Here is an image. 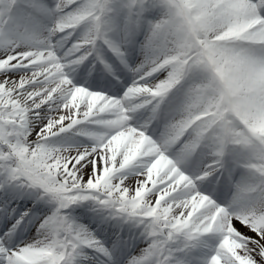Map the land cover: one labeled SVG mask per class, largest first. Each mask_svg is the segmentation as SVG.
Returning a JSON list of instances; mask_svg holds the SVG:
<instances>
[{
    "label": "bare ground",
    "instance_id": "6f19581e",
    "mask_svg": "<svg viewBox=\"0 0 264 264\" xmlns=\"http://www.w3.org/2000/svg\"><path fill=\"white\" fill-rule=\"evenodd\" d=\"M124 1V8L126 4L133 9L149 5L150 15L169 11L164 2L156 0ZM183 1L195 4L193 10L202 29L198 40L205 47L229 43L247 50L244 66L253 76L257 66L260 80L244 87L239 96L248 109L262 114L264 0ZM69 4L71 0H41L40 5L30 7V0H13L10 9L9 3L0 4V17L9 15L7 22L0 20V84L6 83V95L0 100V120L10 123L6 136L20 134L25 153H36L35 158L55 180L54 184L68 189L63 194L69 198L62 207L45 195L33 201L36 189L25 191L20 175L5 184L1 193L9 191L6 201L10 203L5 201L8 195L0 199V211L4 205L20 209L29 203L31 231L18 230L17 213L7 218L0 214V264H154V252L170 244L158 236V229L154 233L155 227L168 229L174 238L181 234L191 238L187 249H175L177 259L189 253L191 259L187 256L183 264H228L230 259L224 256L230 250L237 251L238 257L243 256L250 264H264V256L260 257L256 248H261V244L252 235L254 225L246 216L257 201L253 198L255 193L264 185L261 174L242 165L240 157L227 155V146H203L206 135L195 129L190 132L186 124L178 134L163 137L162 146L156 139L161 119H182L186 89L189 83L196 82L194 73L184 68L170 47L165 31L154 20L137 23L143 40L136 47L137 60L132 63L134 43L129 36L136 28L134 15L123 9L104 19L95 12L99 0H88L75 7L70 14L77 12L73 20H67L60 15V9ZM61 26L73 29L71 34L78 28L76 37L85 46L83 54L77 43L67 48L70 32L59 33ZM171 26L176 40L184 47L178 20L172 21ZM102 40L117 58L108 65L111 72L120 70V60L130 55L131 64L121 69L120 85L105 71L91 74L95 68L88 63L80 68L83 62L73 54L86 53L91 58L97 48V52L108 55L99 42ZM94 42L92 46L90 43ZM184 49L196 75L205 74L207 65L198 62L201 52L196 53L189 45ZM235 68L240 72V65L235 64ZM101 91L113 97H105ZM124 117L132 119L129 126H121ZM92 119H97L99 126H86ZM198 122L192 121L191 127L195 128ZM84 132L93 134L88 137L93 141L92 147L81 140ZM185 132L188 137L183 149L177 150L171 163L160 154L148 158L153 147L161 148V152L171 151L175 142L184 139ZM121 144L124 147L117 154ZM188 144L192 151L186 153ZM200 148L199 161L212 156L206 169V174H213L209 180L188 179L182 173L183 169L194 167ZM11 161L9 155L0 160V184L6 163ZM138 167L142 170L135 171ZM221 175L225 182L214 185ZM89 190L99 193L93 195H105V200L90 197ZM187 191H193L192 197L184 198ZM217 201H223L224 206L214 208ZM114 205L124 210L119 213ZM214 209L219 214L213 222H217L214 233H219L225 224L234 226L233 237H226L217 248L203 227L205 223L213 225L208 216ZM140 228L144 234L153 231V240L118 239L120 232L122 237ZM171 246L180 248V241H173ZM212 251L216 255L210 258Z\"/></svg>",
    "mask_w": 264,
    "mask_h": 264
},
{
    "label": "rangeland",
    "instance_id": "374dc122",
    "mask_svg": "<svg viewBox=\"0 0 264 264\" xmlns=\"http://www.w3.org/2000/svg\"><path fill=\"white\" fill-rule=\"evenodd\" d=\"M87 1L88 0H71V4L60 9V15L62 16V18H69L67 20H73V18H75V15H77V12L72 16H70V14L73 12L75 7L81 6ZM156 1L159 3L164 2V6L166 7V9H169V11L167 13L153 12L154 15H150L147 12V10L150 11L149 5H144L143 7L137 6L139 8L133 9L127 4L124 8V0H99V8L95 12H97L98 15L104 17V19L112 17L113 12H117V14L121 13L123 9H125L126 11L128 10V14L134 15V25H136V28L135 31L132 32L129 36V41H132L134 43V47H131V50L133 52V54L131 55L132 63L137 60V56H135L137 49L136 47L137 45L140 46L143 40V32H138L137 23L154 20L159 24L160 29L162 31H165V33L167 34L168 43L170 44V47H172V50H174L178 54L179 60L184 64V68L194 73L196 82L194 84L189 83L188 88L186 89V96L184 97L186 103L185 114L183 115V117H181L182 119H176L178 116L175 118L176 122H179L180 120L181 122L176 124L174 119V121H170L166 124L165 129H163V125H160L155 134L158 143L160 144V146H162L161 140L163 141V137L169 134H178L177 132L180 130L179 128L183 127V125L185 126L186 124V129L189 128L190 132L192 129H195V131L203 132V134L206 135L203 146L208 148H212L213 146H227L225 150L230 155L232 154L240 157L244 164L248 165L251 170L259 172L264 179V116L256 110H251L250 108L248 109L247 103L243 102L240 98L241 96H239L244 87H248L247 85L254 86L259 82L261 74L260 69L256 66L255 76L250 75V73L248 72L249 70H247V68H245L244 66V61H246V56L248 55L247 50L244 47H242V49H239V47L241 46L229 43L213 46L206 45L205 47L204 44L200 43L198 40V33L202 32V29L199 23L197 24V20L193 10V6L195 4H190L188 1L183 0ZM2 2L4 4L9 3L8 9H10L13 4V0H0V4ZM40 3L41 0H30V7H35V5H39ZM28 14H30V12ZM0 20H3L4 23L7 22L9 20V15L6 14L5 16H1ZM176 20H178L179 27L183 31V43L185 44L184 47L176 40L175 31L171 26V22L174 21L176 23ZM69 29L61 26L59 30V33L66 32L67 34L68 32H70L69 34H67V48H69L71 44L77 43L79 44L81 53L82 51L85 52V46L80 45V40L76 37V34L79 31L78 28L73 34H71V31L73 29ZM125 37L126 36H124V38ZM99 42L103 45L106 52H108V55H102V53H98V50L96 51L97 48H95V50L93 51V53L97 52L95 59L94 57L88 58L89 56L86 55V53L84 56L80 55L81 53H73L75 54L74 56L78 61L83 62V64L80 65V68H82L85 63H88L91 68L93 66V69L95 65L94 72L91 73L93 75H98L102 72L101 70L107 69L108 65L111 66L113 62L117 60V58L113 55L114 50L111 48V46H109L105 40ZM2 44L3 41L0 40V45ZM90 44L93 46L95 42L93 44ZM186 45H189L192 49H194L196 53L201 52L202 55L199 57L198 62H202L207 65L205 74H202L201 76L196 75L194 67H192L188 58H186L185 52L187 51L184 49L186 48ZM228 45L231 46L229 47L230 49H227L228 47H225ZM216 52H219V54L216 55ZM129 56L122 57V59L120 60L121 69H125L127 65L131 64L129 62ZM237 61L241 63L239 64ZM16 64V62L12 63L13 66H15ZM235 64L236 66L240 65V72H238V70L235 68ZM0 65H2V63H0ZM121 69L111 73L112 78H116V81L114 83L118 85L123 82V74L121 73ZM250 72L253 73L252 70H250ZM5 87L6 83L0 84V100L6 95L4 93ZM205 88H208L209 91L205 92ZM101 92L105 93V97H113V95L107 94L106 91ZM262 96L264 106V92ZM10 101H12V99L7 101V103ZM13 102L15 101L13 100ZM32 110H34V113L37 111V109ZM18 111L22 112L27 110L19 109ZM103 116L105 118L111 119L109 115ZM131 120L132 119H129L128 117H124L121 121L122 125L120 123L119 124L121 126H129ZM194 120H199L195 128L191 127V122ZM95 124L98 125L99 122L97 121V119H92L86 126H94ZM209 126H211V129L209 128ZM9 131L10 123L0 120V160L3 161L6 155H9L12 158L11 162L6 163L5 176L0 184V198L7 196V194L1 193V188H3L5 184H8V182L13 177L20 175L21 177H23V179L21 180L26 185L25 191L29 190L31 187L36 189L35 198L33 201H36L43 195H45L48 199H53L58 206H64L69 198L65 199L63 192L67 191L68 189L66 187L59 188L58 185H55V180L48 175L41 162L35 158L36 153H25L26 151L24 150V146L20 143L22 139L20 137L21 135L18 134L9 138L8 136H6ZM163 132L165 134L160 137L158 134H162ZM147 133L148 132H145V135ZM83 135L84 136L80 137L81 140L85 142L88 147H92L93 141L88 140V137H91L93 134L91 132H84ZM187 137L188 134L187 132H185L184 139L175 142V144L171 146V151L161 152V148H151V153L148 158L153 159L160 154L164 156L165 160L171 163L173 161L171 159L172 157L176 156L175 153H177V150L180 149L181 151L183 149L182 147L185 144V139ZM123 147V144L117 147V154L122 150ZM186 147V153L192 151V146L187 145ZM199 153L201 154V148L200 152L195 154L194 167L183 169L182 166V173L188 179L198 180L200 178H203L208 180L210 176L213 175L206 174V169L208 168L212 157L206 156L204 159L199 161ZM137 170L141 171L142 169L141 167H138L135 171ZM216 184H221V180L217 179L214 185ZM112 185L113 184H111L110 186ZM92 193L99 194L98 192L89 190L90 197H100L102 200H105V195H93ZM192 193L193 191H187L184 198H189ZM253 198H255L257 201L252 205V210L248 209V211L246 212V216L247 219L254 225V231L252 235L254 236V238H257L256 242H259L261 244V248H256L260 257H262L264 256V185L261 189H258ZM7 203L10 202L7 201ZM28 206L29 203L21 207V209H26ZM217 206H223V203L218 202L214 208H216ZM114 208L119 213L124 210L117 205H114ZM30 209L31 208H29V210H25L23 215L29 214ZM22 210H19L18 212H21ZM4 214L6 213L4 212ZM210 214L211 212H209L208 217H210ZM23 217L19 218L20 221H22ZM82 221L84 226L89 228L86 221ZM24 224L26 231L29 232L30 219H26ZM203 227L204 231L208 233L207 228L209 227V225L205 223ZM153 231L146 232L151 234L153 233ZM163 231L164 233L169 232L168 229L165 228L163 229ZM230 232L233 234L234 226L231 224H225L221 228L219 233H214L213 230V232H209L207 235H210V238H213V243L217 248L220 244L224 243V239L226 237H233ZM147 233H142L141 236L148 237ZM126 237L127 239L132 238L133 240L135 235L129 234L126 235ZM187 238L188 237H185L183 238V240L178 239V241H180V248L177 246H171V250H159L157 255L154 256L153 263L183 264L187 256H180V258L177 259L175 256L179 255L175 253V249H181L183 248V245L190 242L191 238ZM209 253L210 258H213L216 255L215 251ZM225 253L226 255L224 257L227 258L228 256V258L230 259L229 262H227L228 264H250V262L244 259L243 256H241V258L238 257V255L236 254L237 251L235 250L226 251ZM185 254L188 255L189 253L185 252Z\"/></svg>",
    "mask_w": 264,
    "mask_h": 264
}]
</instances>
